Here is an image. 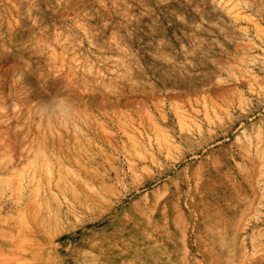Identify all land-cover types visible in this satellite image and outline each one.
Masks as SVG:
<instances>
[{
  "label": "rangeland",
  "instance_id": "374dc122",
  "mask_svg": "<svg viewBox=\"0 0 264 264\" xmlns=\"http://www.w3.org/2000/svg\"><path fill=\"white\" fill-rule=\"evenodd\" d=\"M0 264H264V0H0Z\"/></svg>",
  "mask_w": 264,
  "mask_h": 264
},
{
  "label": "bare ground",
  "instance_id": "6f19581e",
  "mask_svg": "<svg viewBox=\"0 0 264 264\" xmlns=\"http://www.w3.org/2000/svg\"><path fill=\"white\" fill-rule=\"evenodd\" d=\"M5 110V109H4Z\"/></svg>",
  "mask_w": 264,
  "mask_h": 264
}]
</instances>
